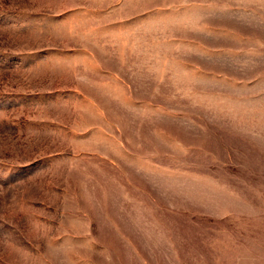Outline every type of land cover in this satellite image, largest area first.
<instances>
[{"label":"rangeland","instance_id":"1","mask_svg":"<svg viewBox=\"0 0 264 264\" xmlns=\"http://www.w3.org/2000/svg\"><path fill=\"white\" fill-rule=\"evenodd\" d=\"M0 264H264V0H0Z\"/></svg>","mask_w":264,"mask_h":264}]
</instances>
